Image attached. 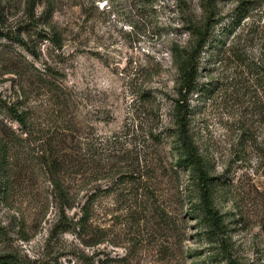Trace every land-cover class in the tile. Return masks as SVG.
Masks as SVG:
<instances>
[{"label":"rangeland","instance_id":"rangeland-1","mask_svg":"<svg viewBox=\"0 0 264 264\" xmlns=\"http://www.w3.org/2000/svg\"><path fill=\"white\" fill-rule=\"evenodd\" d=\"M244 1L241 25L200 55L198 86L215 90L189 98L188 131L214 178L212 229L174 149L173 50L191 41L186 21L206 22V2L0 0V264H264V87L253 69L264 0H210V24L225 31ZM137 159L148 191L133 184ZM94 193V236H79L70 222Z\"/></svg>","mask_w":264,"mask_h":264},{"label":"trees","instance_id":"trees-1","mask_svg":"<svg viewBox=\"0 0 264 264\" xmlns=\"http://www.w3.org/2000/svg\"><path fill=\"white\" fill-rule=\"evenodd\" d=\"M206 2L205 11L208 13L206 18V22L204 23H197L194 20L186 21L187 31L190 35V40L188 44L184 47H176L173 50V57L178 62V71H179V99L175 103V118H176V125L177 131L175 133L176 140H175V151H176V160H175V167L179 169H183L188 173L194 175V179L196 181V186L198 187V208L196 206V210L202 211L205 215H207L209 222L211 223V228H217L221 222V218L216 209L212 206L210 190L208 185L212 183L214 178L210 177L208 174V163L205 161V158L200 154L199 150L197 149L196 144L194 143L192 137L188 131V118L193 115V107L191 108L189 104V98L192 94H198V97L201 98H208L215 88H204L200 89L197 83V76L199 70V59L201 53L204 49L209 46L212 50L219 51V48L222 44V40L219 37L224 36L225 33L230 34L232 33L233 29L239 27L243 21L245 13H247L248 7L252 4L251 2H242L241 7L238 14L234 17L232 21V25L222 31L220 33H215L213 31V27L215 24H210L212 21V12L210 6V0H203ZM217 35V36H215ZM1 37L7 40H11L8 34H1ZM43 39L48 40L57 50L61 49L62 47V37L60 34H50L44 33ZM20 42V41H19ZM23 43V42H20ZM25 45V44H22ZM232 49V48H231ZM260 66L258 69L254 71V74L258 75L259 81L261 82L262 86L264 87V63H259ZM257 64H254L256 66ZM212 85V84H211ZM261 108V111L264 115V105ZM15 114V113H14ZM16 119L20 124H24L25 120L22 116L16 115ZM152 137L148 135V138ZM123 154H127L125 150ZM64 161H68L65 156H61V162L59 161V166H62ZM58 162V160H57ZM136 170L135 173L137 174L136 178H133V184L140 186L142 184V190L148 191L149 188H146L148 185L147 182V174L145 172L147 166L145 160L137 159L136 160ZM74 168L76 169L74 174L76 176H83L84 173L80 172L81 169H78V165H75ZM84 177V176H83ZM84 179H86L84 177ZM62 187V186H61ZM60 187V188H61ZM140 187H138V190ZM60 199L63 203H66L67 208L71 207L68 203L72 199L70 197V192L68 190H61L59 192ZM72 196V195H71ZM141 197L146 198V202H148V193L144 192L140 194ZM75 197V194L72 196ZM96 197H98V193H94L88 198H86L84 204L81 206V216L75 222H70V227L74 231L77 230L79 236L81 235H91L92 234V224L90 223L94 208L96 205ZM64 216V215H63ZM66 220V218L64 217ZM60 227H62V220L59 223ZM92 236H94L92 234ZM14 264V263H12ZM19 264V263H16ZM85 264H94L93 262H86ZM106 264V263H105Z\"/></svg>","mask_w":264,"mask_h":264}]
</instances>
